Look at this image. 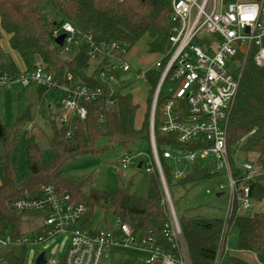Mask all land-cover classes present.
<instances>
[{
    "label": "trees",
    "instance_id": "1",
    "mask_svg": "<svg viewBox=\"0 0 264 264\" xmlns=\"http://www.w3.org/2000/svg\"><path fill=\"white\" fill-rule=\"evenodd\" d=\"M50 9L55 17H49ZM171 0H0V73L15 76L33 70L36 62L42 60L53 68L54 76L62 84L75 82L91 88L109 92L110 84L97 78V73L107 65L112 57H120L119 50H111L110 55L99 59L90 71L92 47L116 42L129 52L145 41L150 54L159 57L170 46L172 33ZM60 17L59 19H57ZM64 22H70L81 34L77 39L87 38L75 57L69 59L61 55L63 45L55 40L53 31ZM6 38L9 49L6 46ZM252 46L241 72L239 90L227 125V145L232 167L238 171L237 178L243 174L242 168L234 163L231 152L238 148L255 155L254 162L260 173L254 178L251 195L255 202H264V66H259ZM237 58L243 61L244 55ZM134 69V68H133ZM141 71L142 69H134ZM70 72L73 80L67 81ZM116 71L117 83L115 102L105 105L103 101L81 102L87 108V116L82 119L73 117L71 137L67 136L69 125L59 121L57 116L50 117L51 136L49 142L56 152V161L48 164L43 151L33 138L28 142V171L26 179L18 180V166L14 157L17 138L24 125L31 124V118L21 115L6 138V129L1 137L4 153L0 155V233L20 235L27 232L26 224L30 216L16 211L10 204L14 199L41 194L44 185L55 184L59 190L69 192L77 201L87 206L84 224L93 221L97 208L111 212L116 219L128 222L142 242L153 237L154 244L162 253L178 254L174 242L165 235L171 224L170 209L161 181L155 168L151 173L149 196L138 197L131 190V181L121 182L116 191L89 186L85 191L83 179H72L62 169L69 159L78 155L100 154L113 144L123 146L128 151L139 142L147 145L149 158H152L150 138V114L152 97L155 92L161 69L147 72V94L144 106L146 112L141 126L137 125L140 104L135 99L131 81ZM159 116L156 117V145L160 163L169 187L175 183L182 186L197 184L225 175L216 170L211 162L197 161L187 175L176 179L175 164L164 156L168 148H200L206 145L204 139L180 144L173 134H164L157 129ZM106 139L107 144L101 143ZM147 160V158H146ZM141 166L144 167L145 161ZM140 168V167H139ZM243 185L240 180L238 188ZM237 194L233 211L228 218L207 219L186 214L178 216L181 231L192 264H213L218 256L224 231L228 245L235 250H244L256 255L264 264V210L248 215L238 210ZM107 228H113L107 222ZM98 228V227H97ZM235 233L232 236V231ZM28 246L6 249L0 264H28ZM225 253L223 254L224 258ZM224 260V259H222ZM223 264H252L237 256H226Z\"/></svg>",
    "mask_w": 264,
    "mask_h": 264
},
{
    "label": "built area",
    "instance_id": "2",
    "mask_svg": "<svg viewBox=\"0 0 264 264\" xmlns=\"http://www.w3.org/2000/svg\"><path fill=\"white\" fill-rule=\"evenodd\" d=\"M171 8L169 48L158 57L157 64L135 71V80L142 79L147 83V72L161 69L151 103L152 158H147L144 167L148 172L156 168L162 184L166 183L156 145L157 116L160 118L157 129L164 134L175 135L180 144L204 139L206 145L203 147L168 148L164 156L174 162L176 179L185 177L197 161L211 162L216 170L225 172L231 194L227 223L236 193L239 192L238 210L251 209L254 202L251 187L260 173L254 161L247 162L239 166L243 174L237 178L238 171L231 165L227 145V125L238 94L242 68L252 46L256 47V63L264 66V0H171ZM61 34H65L64 50L70 51L68 45L78 43L77 36L81 33L70 22H64L53 31L55 39ZM111 50H119L120 57H112L97 73L99 80L111 85L109 92L78 82L62 84L54 76L53 68L42 60H38L33 70L27 73L15 76L0 73V86L17 82L25 87L36 84L45 89H63L65 97L59 121L69 125L67 136L71 137L73 117L84 119L87 116V108L81 102L101 100L105 105H112L116 93L114 85L117 83L115 72L134 71L126 57V47L116 42L94 46L90 54L101 59L110 55ZM239 53L244 55L243 61L237 58ZM66 80H73L70 72L66 74ZM27 130L33 134L35 127L28 124ZM131 160L129 153L121 157L123 176L128 175ZM240 180L243 185L238 188ZM224 188L225 185L220 183L219 189ZM167 195L169 197L168 188ZM168 202L171 224L166 228L165 235L174 242L178 254L162 253L154 244L153 237L139 242L132 226L120 219H116L114 228L102 230L88 227L84 224L87 212L84 202L75 200L69 192L59 190L55 184L44 185L39 196L20 197L10 202L16 211L30 216L28 224L32 229L31 233L20 235L0 233V262L6 249L30 248L61 237L66 239L65 253L61 259L55 256L46 258L45 264H101L107 251L116 245L147 251L150 257L146 262L150 264H192L170 198ZM225 231L213 264H222L223 254L230 250Z\"/></svg>",
    "mask_w": 264,
    "mask_h": 264
},
{
    "label": "rangeland",
    "instance_id": "3",
    "mask_svg": "<svg viewBox=\"0 0 264 264\" xmlns=\"http://www.w3.org/2000/svg\"><path fill=\"white\" fill-rule=\"evenodd\" d=\"M47 15L51 18L55 17V14L50 9L47 10ZM86 41L87 38H80L78 43L68 45L70 51L62 50L61 55L69 59L75 57ZM145 43V41H142L132 49V52L136 54L139 65L151 66L157 64L158 57L151 54L150 56L146 53ZM98 61L99 58L92 59L90 71L96 66ZM122 76L132 82L131 88L133 92L137 89L135 99L140 104L137 125L141 126L146 112L145 108L142 107L146 99L147 86L144 84V80H135V71L123 73ZM169 92L171 93V91ZM64 96L65 92L63 89H45L36 84L25 87L21 83L16 82L0 86V123L6 129L5 137L10 138L13 128L22 114L30 117L31 125L35 127V132L30 134L27 130V125H24L16 141L14 157L18 166L19 181L26 179L29 175L27 146L31 138L39 143L45 162L48 164L55 163L57 155L49 142L51 136L49 118L57 116L58 112L61 111ZM3 142V139L0 137V155L4 153ZM101 143L107 144V140L104 139ZM126 153L132 156V160L128 169V175L123 176L121 157ZM148 156L149 150L143 142L132 146L130 152L123 146L113 144L100 154L73 157L64 164L62 169L73 180L83 179L86 182L83 187L85 191H87L89 186L116 191L121 182L131 181V190L138 197L147 199L149 196L151 173L145 167L139 168V163L149 158ZM231 157L238 166H242V164L247 162H253L255 159L253 153L248 154L238 148L231 152ZM220 183L225 185V188L222 190L219 189ZM167 188L177 217L186 214L207 219H225L228 214L231 204V194L226 175L187 186L173 183L170 186L171 193L168 185ZM207 190H211V192ZM167 204L170 206L168 200ZM259 210H264V202L254 201L251 209L243 211V213L251 215ZM107 222L114 228L116 218L111 212L106 213L103 209L97 208L93 221L87 225L93 229L98 227L103 230L107 229ZM26 229L28 233H31V224H26ZM234 233L235 230L232 231V236ZM229 248L230 250L225 252L224 260L226 256L233 254V251H235L232 245H229ZM42 251H45L46 258L55 256L61 259V256L66 251V239L55 237L41 245L30 247L28 250V264H34L35 256ZM149 257L150 254L145 250L116 245L107 251L102 258L101 264H150L146 262ZM224 260H222V264ZM152 264L159 263L155 262Z\"/></svg>",
    "mask_w": 264,
    "mask_h": 264
},
{
    "label": "crops",
    "instance_id": "4",
    "mask_svg": "<svg viewBox=\"0 0 264 264\" xmlns=\"http://www.w3.org/2000/svg\"><path fill=\"white\" fill-rule=\"evenodd\" d=\"M7 39L8 38H6L5 40H6V48L7 49H9L8 47H9V44H8V41H7ZM145 51H146V53L148 54V55H150V53L148 52V50H147V46H145ZM132 52V50L129 52V54H128V61L130 62V64L132 65V67L134 68V69H143V68H148L149 66H145V65H143V66H141V65H139V63H138V60H137V57H136V54L135 53H131ZM152 55V54H151ZM150 55V56H151ZM156 57V56H155ZM135 71V70H134ZM30 86V85H29ZM28 87V86H27ZM135 92H137V89L134 91V93ZM65 97V96H64ZM61 107H62V105H61ZM141 164V166H142V164H143V161H141L140 163H139V165ZM141 166H139L140 168H141ZM234 253H233V255H237V256H239V257H241V258H243V259H245V260H247L248 262H250V263H252V264H260L259 263V261H258V259H257V257H256V255L254 254V253H252V252H249V251H244V250H236V251H233Z\"/></svg>",
    "mask_w": 264,
    "mask_h": 264
},
{
    "label": "water",
    "instance_id": "5",
    "mask_svg": "<svg viewBox=\"0 0 264 264\" xmlns=\"http://www.w3.org/2000/svg\"><path fill=\"white\" fill-rule=\"evenodd\" d=\"M156 2V0H155ZM64 39H65V34H61L60 36H58L56 38V42L59 44V45H62L63 42H64ZM4 135V130H3V127L0 123V137H2ZM141 166V164L139 165ZM163 188H164V192H165V196L166 198L168 199L169 201V197L167 195V186H166V183L163 182ZM220 195V194H218ZM46 262V255H45V251H42L40 254H38L37 258L35 259V262L34 264H45Z\"/></svg>",
    "mask_w": 264,
    "mask_h": 264
}]
</instances>
